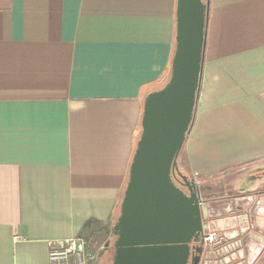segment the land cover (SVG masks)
Segmentation results:
<instances>
[{"label": "crops", "instance_id": "0c3cea01", "mask_svg": "<svg viewBox=\"0 0 264 264\" xmlns=\"http://www.w3.org/2000/svg\"><path fill=\"white\" fill-rule=\"evenodd\" d=\"M176 0H0V264H49L46 242L109 239L141 106L167 78ZM182 154L195 181L264 167V0H209ZM229 180V179H228ZM208 208L236 215L230 264L264 254V180ZM213 188V187H212ZM226 193V194H225ZM91 252V253H90ZM251 262V263H252Z\"/></svg>", "mask_w": 264, "mask_h": 264}, {"label": "water", "instance_id": "95a60500", "mask_svg": "<svg viewBox=\"0 0 264 264\" xmlns=\"http://www.w3.org/2000/svg\"><path fill=\"white\" fill-rule=\"evenodd\" d=\"M208 15L209 0H176L168 76L142 101L139 134L111 227L113 239L97 251L96 264L108 249L113 250L111 264H199L201 249L191 244L203 240L206 204L195 180L178 170L177 158L195 115ZM239 222L232 215L216 220V228L233 239L244 234Z\"/></svg>", "mask_w": 264, "mask_h": 264}, {"label": "built area", "instance_id": "2783aa9c", "mask_svg": "<svg viewBox=\"0 0 264 264\" xmlns=\"http://www.w3.org/2000/svg\"><path fill=\"white\" fill-rule=\"evenodd\" d=\"M212 219L209 210L204 211L201 264H230L234 255L241 250V235L227 239L222 231L212 226ZM46 244L49 264H93L95 261V256L86 255V242L82 239H51Z\"/></svg>", "mask_w": 264, "mask_h": 264}, {"label": "rangeland", "instance_id": "374dc122", "mask_svg": "<svg viewBox=\"0 0 264 264\" xmlns=\"http://www.w3.org/2000/svg\"><path fill=\"white\" fill-rule=\"evenodd\" d=\"M203 1H205V0H203ZM177 166H178L179 171H181L184 175H187V174H185L186 166H185L183 154L181 156L180 161L177 163ZM253 176H259L258 179L261 178L260 180H264V167L259 168V169L252 168V167H245L242 169H237L234 172H231L229 175H227V178L229 180L227 179V181H225L224 183L223 182L221 183L220 181H216V182H213L211 185L210 182L203 181V180L202 181L200 180L198 182L195 181V182H197L200 185V188L203 190L202 195L206 199L213 197V196L223 195V194H220L221 193L220 188H222V187L224 188V186L227 185V183H228V185L230 186L229 187L230 190L228 191V194H229L228 198H231L234 200V198H237V195L240 194L239 188H241L244 185H250V184L253 185L256 181H258V180H255L253 182H250L251 179H249V178H251ZM187 177H188V175H187ZM232 194H234L235 196H233ZM209 207L210 206H208L206 204L204 211H206ZM109 239H113L111 232H110ZM96 247H97V245L94 244V247L90 251L93 253H97L96 251H94V249H96ZM252 256H253V252H249V253L244 252L243 253V260H245V264H264V254H262V256L259 259L255 260L253 262L251 260ZM93 264H96V255H95V261L93 262Z\"/></svg>", "mask_w": 264, "mask_h": 264}, {"label": "flooded vegetation", "instance_id": "af4514ba", "mask_svg": "<svg viewBox=\"0 0 264 264\" xmlns=\"http://www.w3.org/2000/svg\"><path fill=\"white\" fill-rule=\"evenodd\" d=\"M181 172V171H180ZM182 173V172H181ZM183 174V173H182ZM184 175V174H183ZM186 176V175H185ZM187 177V176H186ZM259 176H253L249 179L250 182H253L255 180H259L261 178L258 179ZM178 179H180L179 177H177ZM188 178V177H187ZM196 183V189L199 191V194H200V197H201V202L202 203H206L208 206H210L212 204V202H214L215 200H221L225 197V195H218V196H213V197H210V198H205L202 194H203V190L200 188V185ZM177 186L183 190L184 193H188L187 191V188L184 187L183 185L181 184H178L176 183ZM233 196H235L234 194H232ZM203 235V234H202ZM202 242H199V243H192L191 246H193V249H197V248H200V254H197L199 255V264H201L202 262V255H203V240L201 239ZM112 253H113V250L112 249H108L107 251H105L103 253V255L101 256L100 260H99V264H111V259H112ZM194 255H196L195 252H193Z\"/></svg>", "mask_w": 264, "mask_h": 264}, {"label": "trees", "instance_id": "16d2710c", "mask_svg": "<svg viewBox=\"0 0 264 264\" xmlns=\"http://www.w3.org/2000/svg\"><path fill=\"white\" fill-rule=\"evenodd\" d=\"M168 75V74H167ZM166 80V79H165ZM160 88V87H159ZM183 146H184V144H183ZM182 150H183V147H182V149H181V151H180V153H179V155H178V158H177V163L180 161V159H181V156H182ZM184 164V163H183ZM185 174H187L188 175V177H190L189 176V174L187 173V171H185ZM186 175V176H187ZM126 180V179H125ZM125 184V183H124ZM123 187H124V185H123ZM122 190H123V188H122Z\"/></svg>", "mask_w": 264, "mask_h": 264}]
</instances>
